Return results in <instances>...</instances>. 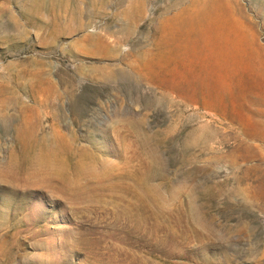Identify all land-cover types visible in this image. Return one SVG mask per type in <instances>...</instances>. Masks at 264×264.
Wrapping results in <instances>:
<instances>
[{
	"label": "rangeland",
	"instance_id": "rangeland-1",
	"mask_svg": "<svg viewBox=\"0 0 264 264\" xmlns=\"http://www.w3.org/2000/svg\"><path fill=\"white\" fill-rule=\"evenodd\" d=\"M0 264H264V0H0Z\"/></svg>",
	"mask_w": 264,
	"mask_h": 264
}]
</instances>
